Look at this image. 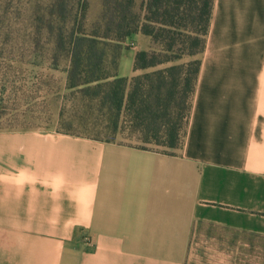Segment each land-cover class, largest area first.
<instances>
[{
    "label": "crops",
    "instance_id": "0c3cea01",
    "mask_svg": "<svg viewBox=\"0 0 264 264\" xmlns=\"http://www.w3.org/2000/svg\"><path fill=\"white\" fill-rule=\"evenodd\" d=\"M127 40L116 75L131 79L147 40ZM200 62L179 154L4 143L0 264H189L198 231L217 264H242L243 234L264 237V0H214ZM83 233L76 249L62 238Z\"/></svg>",
    "mask_w": 264,
    "mask_h": 264
},
{
    "label": "trees",
    "instance_id": "16d2710c",
    "mask_svg": "<svg viewBox=\"0 0 264 264\" xmlns=\"http://www.w3.org/2000/svg\"><path fill=\"white\" fill-rule=\"evenodd\" d=\"M102 6L101 21L91 33L82 28L69 42L61 36L52 44L54 52L68 51L67 87L88 103L84 115L93 125L90 129L82 127L84 131L71 125L64 128L65 134L117 143L129 130L134 136L142 135L138 139L146 144L177 149L188 124L201 62L175 65L132 79L119 78L116 72H107L106 47L142 33L174 55L157 61L148 52H139L135 71L156 69L184 56L196 57L205 49L214 0H147L142 12L137 10L136 0H102ZM87 11L88 2L84 0L83 18Z\"/></svg>",
    "mask_w": 264,
    "mask_h": 264
},
{
    "label": "rangeland",
    "instance_id": "374dc122",
    "mask_svg": "<svg viewBox=\"0 0 264 264\" xmlns=\"http://www.w3.org/2000/svg\"><path fill=\"white\" fill-rule=\"evenodd\" d=\"M86 1L88 11L83 18L84 0H0V149H5L4 143L19 142L24 145L27 141H21V138L28 135L50 139L63 136L80 138L65 134L64 128L71 125L77 131H84L82 127L92 128L90 119L84 115V106L88 103L81 101L67 87L70 65L68 51H52V44L59 37L63 36L69 42L73 33L82 28L91 33L95 24L101 21L102 0ZM146 2L136 0L137 10L142 12ZM145 39L146 43L143 41L140 44V52H148L157 61L174 57L150 37L145 36ZM128 49L130 44L127 39L108 44V73L117 72L119 58L123 50ZM200 59L201 54L196 57L184 56L156 69L137 71L135 76L175 65L187 66ZM142 137L134 136L127 130L124 137L117 139V143L166 154H179L185 134L177 149L154 143L146 144L138 139ZM210 226L204 224L199 228L207 229ZM201 234L209 235V231H198L195 235L189 264H217L216 252L211 253L208 247L212 243L209 241L211 237ZM62 238L73 245V249L92 243V237L86 233ZM241 242L242 264H264V237L243 234ZM204 245L206 249H203Z\"/></svg>",
    "mask_w": 264,
    "mask_h": 264
}]
</instances>
